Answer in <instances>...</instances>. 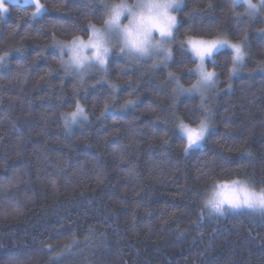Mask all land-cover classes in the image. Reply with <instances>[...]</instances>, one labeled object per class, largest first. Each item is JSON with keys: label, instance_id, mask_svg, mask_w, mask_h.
I'll return each instance as SVG.
<instances>
[{"label": "trees", "instance_id": "obj_1", "mask_svg": "<svg viewBox=\"0 0 264 264\" xmlns=\"http://www.w3.org/2000/svg\"><path fill=\"white\" fill-rule=\"evenodd\" d=\"M38 1L47 12L36 18L18 3L0 17V55L10 56L0 67V264H264V214L204 207L214 184L240 179L264 192V11L183 0L170 59L112 55L81 81L49 46L88 38L108 0ZM245 35L238 76L227 50L208 65L219 76L205 99L212 127L186 154L178 125L204 113L199 97L178 92L177 80H197L180 42ZM127 100L135 107L122 109ZM76 101L89 119L66 129L61 114Z\"/></svg>", "mask_w": 264, "mask_h": 264}, {"label": "clouds", "instance_id": "obj_2", "mask_svg": "<svg viewBox=\"0 0 264 264\" xmlns=\"http://www.w3.org/2000/svg\"><path fill=\"white\" fill-rule=\"evenodd\" d=\"M106 5L105 17L98 29L105 34L108 47L107 56L95 57L93 50L88 48L86 49V55L85 53H80L76 57V60H74L68 50L65 49L63 59L59 61L60 66L65 72L68 74L74 73L80 78H84L94 69L106 71L107 60L111 58L113 52L120 53V56L125 58L129 63H139L142 60L149 59L159 63L171 58L170 45L172 44V36L167 34L161 35L153 25H159L160 28L165 30L170 27L174 35L175 25L172 24V18L178 20L177 13L183 7V0H108ZM233 7L242 8L244 13L250 15L254 10H264V0H247V2L240 0ZM113 10L116 11V15L120 18L119 25L109 29L105 21L109 20L112 16ZM234 14L241 15L240 13ZM68 39L70 42L73 38L70 36ZM225 50L231 53V67L229 69L236 68L238 70L246 56L243 47L241 46L240 51L236 53L228 47L221 49V51ZM217 55L218 52L213 53L214 57ZM101 59H104L105 62L101 63ZM210 64H212L211 60L205 59L198 67L206 72L216 73L215 70L208 66ZM177 84L184 87V85L179 84V81H177ZM200 87L204 91L205 96L212 88L206 81H200ZM88 119L89 113L82 105V111L79 112L77 120L79 122H86ZM204 126L202 119H200L196 127H200L203 130ZM223 185L219 184L217 186L214 184L213 187L218 188V190L212 192L204 201V207L210 216H223L226 211L233 209L226 203L221 207L220 194L224 192ZM237 185L236 187L229 185V188L235 189V191L240 192L242 195V190L245 187L241 182H238ZM259 194L251 206H245L244 208L251 212L264 214V192H260Z\"/></svg>", "mask_w": 264, "mask_h": 264}, {"label": "snow or ice", "instance_id": "obj_3", "mask_svg": "<svg viewBox=\"0 0 264 264\" xmlns=\"http://www.w3.org/2000/svg\"><path fill=\"white\" fill-rule=\"evenodd\" d=\"M29 4L35 5L36 12L32 14L33 18H36L44 13L47 12V9H45L38 0H27ZM240 0H232L233 5L239 3ZM247 2V0H245ZM16 3V0H0V17H2L5 13L9 12L10 5ZM104 7L106 8L107 5L105 4ZM212 5H209V8H211ZM195 12V10H193ZM261 11L264 10H254L249 16H256ZM189 15H192L190 13ZM236 16H239V14H234ZM119 17L116 15V11L113 10L112 16L109 18V20L105 21L106 25L109 29H111L113 26L119 25ZM172 24L175 25V29H178L180 24L179 21L176 20V18H172ZM153 27H156L157 30L160 32L161 35H170L172 36V43H175V37L172 34L171 28L169 27L167 30L160 28L159 25H153ZM91 31V35H89L88 40L84 41L80 37H73L72 41L70 42H60L56 40V37H52L53 44L49 47H53L58 50L57 54L59 55L60 59H63L65 49L68 50V52L72 55L73 59L76 60V57L79 56L80 53H85L86 55V49L91 48L93 50V55L95 57H106L108 53V47L106 43L105 34L101 32L98 28H96L92 24H88L85 28V30ZM37 31H40L37 29ZM241 46L244 47L247 46V35L243 36L239 42H231L226 38L223 37H215L212 39H205L198 36H186L183 41L180 42V47L182 50H186L187 53L194 59L196 62V66L194 69H189L190 74H195L197 76V80L195 83H193L190 87L184 88L183 86L178 85V92L179 93H187L190 95L199 94L200 96V110L204 113V118L202 119V123H204V129L202 130L200 127L193 128L188 124H185L183 120L180 121L178 127L183 133L184 137L186 138V146L184 148V152L187 154L189 151L193 149L194 146H202L206 133L210 131V128L212 127L211 117L213 115L212 109L205 103V93L200 87V81H206L208 82L209 86L213 89L216 88L217 82L219 80V76L215 72H206L202 68H199L198 66L205 61V59H210L212 64L214 66H217L216 57L213 56L214 52H223L221 49L228 47L233 50L234 53L239 52ZM46 49L42 50L39 55L43 56V52ZM17 52H22V49L15 50ZM244 54L247 55V53L244 51ZM112 55H120V53L113 52ZM10 59V56L6 53L4 55H0V67H3L5 63ZM109 59L107 60L108 63ZM105 60L101 59V63H104ZM259 70H264V64L258 65ZM50 71H55V69H50ZM239 69L236 68L229 69V77L236 75L238 73ZM67 74V72H66ZM172 73H169V76H172ZM215 77V78H213ZM80 80L82 81L83 78L81 77ZM178 81V80H177ZM96 85H94L95 87ZM110 90L115 93L117 86L115 84L109 85ZM231 89V85H229V90ZM177 90H174V92ZM113 103H115V99L113 98ZM76 107L75 110L68 113H62L61 116L64 119V127L66 129H70L74 124L80 123L77 120V116L79 112L82 111V105L79 101L75 102ZM128 107H135V101L127 100L125 103L121 106L122 109H126ZM175 107V105L173 106ZM110 109L109 104H105V113L108 112ZM104 115V113H102ZM70 117V119H69ZM53 183H55L53 181ZM238 181H233L232 184H237ZM224 192L220 194V204L221 207L223 204H228L233 209H241L245 206H251L258 196L260 194L255 193L253 191H249L247 188H243L242 195L240 192L235 191V189L229 188V185H223ZM243 196V198H242ZM75 243V241H73ZM67 248V246H66ZM49 251H54V249L49 248Z\"/></svg>", "mask_w": 264, "mask_h": 264}, {"label": "rangeland", "instance_id": "obj_4", "mask_svg": "<svg viewBox=\"0 0 264 264\" xmlns=\"http://www.w3.org/2000/svg\"><path fill=\"white\" fill-rule=\"evenodd\" d=\"M39 2V1H38ZM16 3H18V4H22V5H32V6H34V8H35V5H34V3L33 4H29L28 2H27V0H16ZM34 12H36V8L34 9ZM33 12V13H34ZM96 28H99L98 26H95ZM90 35H91V31H90ZM88 38H86V39H84L85 41L87 40ZM234 43V42H233ZM172 45V44H171ZM171 45H170V48H171ZM245 48V47H244ZM51 49L54 51V52H58V50L57 49H55V48H53V47H51ZM117 56H120V55H117ZM122 57V56H121ZM123 58V57H122ZM125 59V58H124ZM142 61H145V62H148V63H150V64H152L153 63V65H156V64H159L158 62H155V61H153V60H151V59H149V60H142ZM164 61H167V60H163L162 62H164ZM140 63V62H139ZM195 67H196V65H195ZM239 68H240V66H239ZM61 70L63 71V73H65L66 74V72H65V70L61 67ZM94 70H96V69H94ZM238 74V73H237ZM234 75V77H236V76H238V75ZM66 75H72V76H75V77H77V78H79L80 79V77L77 75V74H66ZM197 77V76H196ZM212 89V88H211ZM210 89V90H211ZM209 90V91H210ZM208 91V92H209ZM207 92V93H208ZM186 95H189V96H196V97H199L200 98V96H199V94L197 93V94H194V95H190V94H187L186 93ZM207 95V94H206ZM82 122V121H81ZM79 124V123H78ZM77 124H74L73 126H76ZM72 126V127H73ZM192 127V126H191ZM194 127H196V126H194ZM178 131H179V133L181 134V136H183L184 137V135H183V133L181 132V130L178 128ZM206 135H207V133H206ZM184 139H185V141H186V138L184 137ZM200 147H202V146H199V145H197V146H194L193 147V149H196V148H200ZM233 181H238V182H241V183H243V185H244V187L245 188H247L249 191H253V192H255V193H260V192H263V191H260V190H255V189H253L249 184H248V181H246V180H240V179H236V180H232V181H229V182H225V183H221V184H225V185H232L233 187H236V186H238L237 184H232V182ZM217 186L219 185V184H216ZM216 190H218V188H216V187H211V189L208 191V195H207V198L211 195V193L212 192H214V191H216ZM206 198V199H207ZM205 210H207V209H205ZM242 210H247V211H250V210H248V209H245V208H241V209H232V210H229V211H226V212H233V211H235V212H237V211H242Z\"/></svg>", "mask_w": 264, "mask_h": 264}]
</instances>
